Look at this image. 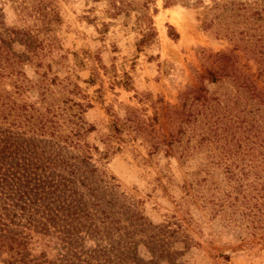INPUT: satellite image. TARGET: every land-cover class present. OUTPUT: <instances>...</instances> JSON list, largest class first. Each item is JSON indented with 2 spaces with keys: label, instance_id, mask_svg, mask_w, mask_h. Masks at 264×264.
<instances>
[{
  "label": "rangeland",
  "instance_id": "rangeland-1",
  "mask_svg": "<svg viewBox=\"0 0 264 264\" xmlns=\"http://www.w3.org/2000/svg\"><path fill=\"white\" fill-rule=\"evenodd\" d=\"M184 1L0 0V264H264L263 5Z\"/></svg>",
  "mask_w": 264,
  "mask_h": 264
},
{
  "label": "trees",
  "instance_id": "trees-1",
  "mask_svg": "<svg viewBox=\"0 0 264 264\" xmlns=\"http://www.w3.org/2000/svg\"><path fill=\"white\" fill-rule=\"evenodd\" d=\"M42 4H44L45 7H41L40 8V13L42 15V17L48 18V23L51 22V20H53L54 18H56L55 20H53L54 22L58 21L57 20V16L55 12H52V9L50 7V3L47 2L45 3V0H41ZM112 2V5L114 7V9H116L118 12H121L122 9L127 8L129 10H136L140 13H142V21L146 23V28L148 29V32L143 36V39L141 40V44L146 43L148 41V39L152 38L154 35V28L152 27V20L147 16L146 14V10L148 9V5L150 3L153 2V0H110ZM167 5H173L177 2H182L184 4H187V2H185L184 0H165ZM118 4V6H117ZM47 5V6H46ZM261 5L262 8H260L259 10H256L251 18L253 17V20L255 21L254 23L259 22V26H261L262 28H264V0H261ZM221 8H226V5H222ZM236 10H245V5L240 4ZM43 13V14H42ZM51 17V19H50ZM242 41V40H241ZM258 43H260L262 45V47H264V35H259L258 39L256 40V44L258 45ZM256 44L254 45V49H252V51H250L251 49H249L247 46H245V50L248 51V53H252L254 54L255 48H256ZM251 48V47H250ZM234 50H238V46L234 45ZM0 51H1V46H0ZM223 56V55H222ZM225 57V56H223ZM260 64V63H259ZM262 70L260 71V73H262L264 75V57L262 58ZM259 77L256 78V80H252L251 76L249 75H243L241 78H238V83L239 86L242 88V90L249 94L250 99L254 100L256 102V104L260 105L261 107H263L262 113H264V91L259 89L257 86V81H258ZM264 83V78L263 81ZM262 121H264V117H260Z\"/></svg>",
  "mask_w": 264,
  "mask_h": 264
}]
</instances>
